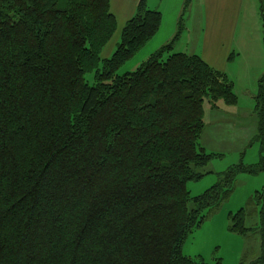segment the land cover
Listing matches in <instances>:
<instances>
[{"label":"trees","instance_id":"trees-1","mask_svg":"<svg viewBox=\"0 0 264 264\" xmlns=\"http://www.w3.org/2000/svg\"><path fill=\"white\" fill-rule=\"evenodd\" d=\"M138 69H117L158 32L162 13L139 0L117 31L111 0H0V264H225L183 245L218 208L240 172L230 167L192 196L212 154L200 143L205 102L235 105L225 72L199 54L173 52L184 28ZM94 74V83L86 74ZM264 145V74L256 95ZM242 209L230 229L262 237Z\"/></svg>","mask_w":264,"mask_h":264},{"label":"rangeland","instance_id":"rangeland-1","mask_svg":"<svg viewBox=\"0 0 264 264\" xmlns=\"http://www.w3.org/2000/svg\"><path fill=\"white\" fill-rule=\"evenodd\" d=\"M179 4V0H173V6L168 9L166 6L159 9L148 6L149 9H157L162 13V22L163 17L165 19L164 27L162 29L160 26L161 30L158 36L157 32L135 55L117 69L118 75L135 71L153 53L172 40L177 34L178 22L184 12V4L182 7L181 5L179 7ZM176 11L179 13L177 25L175 24L172 31L175 20L172 21V19ZM185 17H188L187 13ZM119 19L120 23L115 35L103 50V59L113 55L121 40V32L126 22L121 23V17ZM240 29H244L245 33L250 34L247 38L257 39L258 42L259 33H262L264 40V0L245 1ZM186 36L188 33L185 30L184 21V28L175 43L173 52H177L180 48H183L180 50H185ZM168 38L169 40L166 42ZM250 39H247V43L244 45L246 50H252L245 55V60H248L245 61L243 57L242 63L235 68V70L240 68L242 70L241 75L236 79V86L234 85L238 96L237 104L229 106L221 102L219 108L212 109L208 101L205 102L206 128L200 143L207 153L213 155V158L207 166L201 169L206 172L203 178L187 183V189L192 196L204 193L220 180V175L223 172L232 166L244 164L253 168H261L264 163V145L256 138L259 123L258 115L255 112L258 85L251 83L255 71L249 68L251 67L249 65L259 64V60H261L259 66L263 65L264 55L262 56L260 52L263 45L261 46L256 41V46L252 44L255 42H251ZM94 74H86V79L91 84L94 83ZM234 186L230 196L218 208L206 210L205 221L187 238L183 245V253L186 256L203 258L211 263L222 259L225 264H259L254 261L263 253L260 232L253 230L249 234L243 235L233 232L230 225L232 224L231 217L244 209L246 225L248 227L259 226L260 206L256 202V193L264 186V170L256 173L240 172Z\"/></svg>","mask_w":264,"mask_h":264},{"label":"crops","instance_id":"crops-1","mask_svg":"<svg viewBox=\"0 0 264 264\" xmlns=\"http://www.w3.org/2000/svg\"><path fill=\"white\" fill-rule=\"evenodd\" d=\"M179 1V7L180 5L182 7L185 0ZM245 1L191 0L190 6L184 13L185 30L188 33V36H186L187 46L185 50H180L183 49L180 48L177 51L199 54L209 65L225 72L233 83H235V86L236 79L241 75L242 71L241 68L237 70L235 68L242 63L241 59L243 57L245 60V55L249 54L250 51L252 52L251 49L246 50L244 47L247 39H250L249 37L247 38L250 34L245 33L244 29L239 30ZM138 2L139 0H111V10L116 15L118 24L120 23L119 17H121V23H125L135 13ZM146 3L147 7L158 9L163 6H166L167 9L173 6V0H146ZM177 11L174 14L175 18L173 17L172 19V21L175 19L172 31L175 28V24L177 25V16L179 14ZM186 13L188 14L187 18L185 17ZM164 21L165 19L163 17L162 29L164 27ZM259 35V42L257 39L250 40L251 42H255L252 44L256 46L257 43L261 46L263 45V49L260 51L263 56L264 40L262 33H259ZM260 63L261 60H259ZM259 64L249 65L251 66L249 68L255 71L251 79V83L254 85H258V81L264 73V63L260 66Z\"/></svg>","mask_w":264,"mask_h":264}]
</instances>
